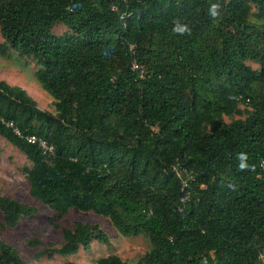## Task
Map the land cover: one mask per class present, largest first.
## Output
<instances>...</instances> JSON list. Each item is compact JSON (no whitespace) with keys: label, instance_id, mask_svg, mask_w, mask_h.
I'll list each match as a JSON object with an SVG mask.
<instances>
[{"label":"trees","instance_id":"obj_1","mask_svg":"<svg viewBox=\"0 0 264 264\" xmlns=\"http://www.w3.org/2000/svg\"><path fill=\"white\" fill-rule=\"evenodd\" d=\"M59 23L69 32L55 34ZM263 30L264 0H0V55L31 57L54 99V112L43 110L0 79V136L30 161V195L57 220L73 208L107 217L122 236L145 233L151 248L135 264H262ZM6 122L53 143L55 157ZM177 163L192 178L181 211ZM35 211L0 195L4 226ZM61 233L35 256L109 243L96 223ZM0 264L28 263L0 241ZM94 264L130 263L113 253Z\"/></svg>","mask_w":264,"mask_h":264},{"label":"rangeland","instance_id":"obj_2","mask_svg":"<svg viewBox=\"0 0 264 264\" xmlns=\"http://www.w3.org/2000/svg\"><path fill=\"white\" fill-rule=\"evenodd\" d=\"M52 31L55 34L69 32L64 24H56ZM3 38L0 34V42ZM247 64L253 68L256 63L248 61ZM36 62L31 57L19 56L16 52L10 51L8 56L0 55V79L10 85H17L36 101L39 108L54 112V99L42 88L35 78L34 72L37 69ZM243 110H250L247 104H240ZM246 112L234 115V118H244ZM225 121L230 117L224 116ZM31 163L14 145L0 136V195L16 199L22 203L33 206L36 211L29 216H22L13 227L4 226L3 214L0 212V241L5 242L19 251L28 264H66L68 261L77 264H94L100 256L117 254L120 258L130 264H135L141 256L149 251L151 244L145 233L122 236L113 227L107 217L95 214L92 211H80L70 209L61 219L55 218L54 212L46 205L34 199L29 193L23 168ZM48 218L54 220L51 224ZM85 223H96L106 232L109 243L104 244L93 240L88 249L79 248L77 253L62 256L54 253L52 256H35L36 252L48 246H59L63 239L61 227H71L73 221ZM37 242L29 245L27 241Z\"/></svg>","mask_w":264,"mask_h":264},{"label":"built area","instance_id":"obj_3","mask_svg":"<svg viewBox=\"0 0 264 264\" xmlns=\"http://www.w3.org/2000/svg\"><path fill=\"white\" fill-rule=\"evenodd\" d=\"M110 7H111V10L116 9V6L114 3H111ZM128 50H129L130 55H131V61H130L131 69L133 71H135L139 77H142L145 74V67L141 63H139V61L137 60V58L135 56V54H136L135 46L133 44H129ZM231 98H234V99L240 100V101L242 100L241 95H238L236 97L231 96ZM245 100L248 101L247 98ZM5 124L7 126L12 127L14 133L18 137H23L27 142L36 144L47 161H50L52 158L55 157V146H54V144L51 142H48L47 139H45L44 137L33 135V134L23 135L19 131V129L13 125L12 122H6ZM172 169L180 178L181 191L183 194L179 198V204L177 207H178V210L181 211L185 207L187 200H189L190 192L188 189V186H189L188 181L191 180L192 178H191L190 174L189 175L187 174V176L185 175V177L180 176L181 172H184V168L181 167L178 163L173 165ZM260 259H261V263L264 264V255L263 254L260 255Z\"/></svg>","mask_w":264,"mask_h":264},{"label":"clouds","instance_id":"obj_4","mask_svg":"<svg viewBox=\"0 0 264 264\" xmlns=\"http://www.w3.org/2000/svg\"><path fill=\"white\" fill-rule=\"evenodd\" d=\"M216 5H213L212 9H210V12L213 16H215L217 13H216Z\"/></svg>","mask_w":264,"mask_h":264},{"label":"water","instance_id":"obj_5","mask_svg":"<svg viewBox=\"0 0 264 264\" xmlns=\"http://www.w3.org/2000/svg\"><path fill=\"white\" fill-rule=\"evenodd\" d=\"M263 34H264V30H263Z\"/></svg>","mask_w":264,"mask_h":264}]
</instances>
